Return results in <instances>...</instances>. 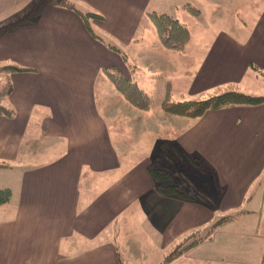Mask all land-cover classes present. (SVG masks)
Listing matches in <instances>:
<instances>
[{"label": "crops", "instance_id": "0c3cea01", "mask_svg": "<svg viewBox=\"0 0 264 264\" xmlns=\"http://www.w3.org/2000/svg\"><path fill=\"white\" fill-rule=\"evenodd\" d=\"M38 1L0 0V27ZM67 1L103 17L89 20L97 38L56 0L0 35V66L22 70L0 74L10 88L2 104L13 111L0 115V162L27 169L15 206L3 212L0 264H164L194 234L203 239L166 264H264V102L197 118L133 108L123 126L100 111L108 96L130 106L104 70L133 81L149 72L151 87L135 82L153 105L158 92L161 111L167 92L173 103L228 91L264 96L254 91L264 85V12L257 30L231 22L229 31H190L174 52L157 33L134 43L140 26L150 27V0ZM152 167L182 193L159 192Z\"/></svg>", "mask_w": 264, "mask_h": 264}, {"label": "trees", "instance_id": "16d2710c", "mask_svg": "<svg viewBox=\"0 0 264 264\" xmlns=\"http://www.w3.org/2000/svg\"><path fill=\"white\" fill-rule=\"evenodd\" d=\"M52 0H39L36 2L31 9L21 16L20 18L14 20L13 22L0 27V35L8 34L15 30L19 26L27 23H33L42 9ZM62 6L74 9L75 12L79 13L84 20L86 28L93 37H96L92 32L89 24L90 19L103 20V17L96 13H82L78 11L75 6L67 0H56ZM186 9L193 16H198L200 11L194 8L191 4H186ZM150 20L152 21L156 33L160 39L161 45L170 51L182 52L190 40L189 28L181 23L177 18L167 15L150 13L148 14ZM97 38V37H96ZM110 48L116 52L119 50L110 46ZM125 57V56H124ZM135 68V67H134ZM22 71L16 66H0L1 73H15ZM104 74L107 76L108 80L113 84L115 90L126 100L131 106L141 110L148 111L153 105V98L151 95L145 93L140 89L136 82L127 79L120 73L114 70H104ZM10 88L6 84L3 89L0 90V115L6 117H11L13 111L2 104V100L6 95L9 94ZM264 102V96H253L237 91H228L216 96H211L207 99L201 101H181L173 103L169 100V92L166 94V99L161 104V109L167 114L197 118L203 115L208 110L220 109L226 106L234 105H257ZM9 167L6 163L0 162V168ZM151 174L156 181V189L164 194H178L182 193V189L177 185L174 186H164V182H171L173 177L170 173L160 171L157 168H150ZM12 198V191L10 189H0V206L5 205L10 202ZM229 219L223 218L219 220L213 227H217L220 223L225 222ZM197 234L190 236L184 242L178 244L172 251L163 259V263H170L174 259L180 257L187 250L191 249L197 245L203 238H196Z\"/></svg>", "mask_w": 264, "mask_h": 264}, {"label": "rangeland", "instance_id": "374dc122", "mask_svg": "<svg viewBox=\"0 0 264 264\" xmlns=\"http://www.w3.org/2000/svg\"><path fill=\"white\" fill-rule=\"evenodd\" d=\"M257 1V4L255 3ZM187 2L191 3V5L194 8H197L200 13L196 17L188 12L186 9V4ZM246 3L244 4H238V0H211V4L208 2V0H150L148 2V13L151 12H156V13H164L170 16H173L177 19H179L183 24L185 23V20L187 21L188 25H190L189 31H192L195 33L196 31H201V30H208V32H218V31H229L231 28L230 23L232 22L234 26L240 27L242 30L245 31H252L254 29H258L261 24L259 23V17L263 14L264 12V0H246ZM184 5L183 7H181ZM215 11V12H214ZM193 18L194 20L190 19ZM230 18V19H229ZM222 19L223 21H221ZM149 26L147 24H142L140 26V29L138 30V35L136 36L135 40L136 42L134 43H140V44H149L152 41H156L157 35H156V30L155 27L150 20L148 22ZM127 54H130V64L133 65L135 62L136 64L138 63L137 60H135L133 55L129 52ZM132 59L135 61L132 62ZM134 68H130L132 70ZM124 71V70H122ZM129 72H124L127 73L125 76L129 77ZM0 74H2L0 72ZM131 75L133 73L130 72ZM138 74V75H137ZM135 75V81L139 83L142 86L145 87H151L152 83L149 80V84L147 79H151V74L149 72H142L139 71L134 73ZM137 75V76H136ZM1 76V75H0ZM134 81V82H135ZM6 81L0 80V90L3 89V87L6 86ZM257 95H264V85H260L259 87L255 88L254 90ZM158 94V92H156ZM155 94V99L156 102L148 111H141L133 106L125 105L123 103H120L118 98H112L108 96L106 97V101L104 104L100 106V111L105 112L104 110L106 109V116L104 118H108L113 122L121 124V126L126 125L127 119L124 118L126 115L130 117H134L132 115V110H138L141 112H157V113H162V114H167L164 113L160 110L159 106L161 103V98L159 95ZM110 95V94H109ZM112 96V95H111ZM210 95L207 94L205 97H200L201 99L196 98V100L193 101H201L204 99H207ZM216 96V95H214ZM193 99V98H192ZM104 107V110L101 109V107ZM134 108V109H133ZM170 115V114H168ZM136 116V115H135ZM158 120V119H157ZM154 122V121H153ZM150 124L151 127H154L156 129L155 124ZM39 127L34 126V128H30V131H38ZM137 133V131H135ZM154 133H160L157 132L156 130ZM163 135V134H161ZM150 138V137H148ZM159 159V158H158ZM157 158H154L153 156L151 157V161L153 162V165L158 167L159 160ZM161 163V161H160ZM84 172H86V175L89 176L92 174V168L91 165H87L84 168ZM27 170L25 167L22 166H14L12 170L10 168H1L0 169V186L1 187H8L12 188L14 192V198L12 199L10 204L0 206V224L2 221H4L5 218H8L9 216H6L3 212L10 211L12 207L15 206L17 202V194L19 193L20 186H21V180L23 177V174ZM10 220V218H8ZM8 220H6L4 223H7ZM1 232V231H0ZM0 237L1 234H0ZM2 244V243H0Z\"/></svg>", "mask_w": 264, "mask_h": 264}]
</instances>
